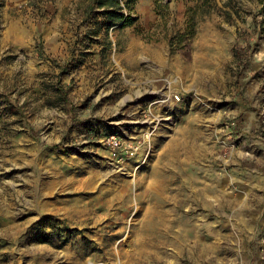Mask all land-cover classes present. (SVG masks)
Returning a JSON list of instances; mask_svg holds the SVG:
<instances>
[{"label": "rangeland", "instance_id": "rangeland-1", "mask_svg": "<svg viewBox=\"0 0 264 264\" xmlns=\"http://www.w3.org/2000/svg\"><path fill=\"white\" fill-rule=\"evenodd\" d=\"M101 1L0 0V264H264L259 0Z\"/></svg>", "mask_w": 264, "mask_h": 264}, {"label": "trees", "instance_id": "trees-1", "mask_svg": "<svg viewBox=\"0 0 264 264\" xmlns=\"http://www.w3.org/2000/svg\"><path fill=\"white\" fill-rule=\"evenodd\" d=\"M135 0H127L125 8H130L131 3ZM187 3H194L193 7H189L186 13V22L183 32H179L175 37L171 38L168 42L171 53L176 52L184 47L185 42L195 35H197V28L199 25L211 17L217 8L216 0H182ZM261 5L260 14L264 17V0H259ZM99 8H104V15L107 16L109 21L108 27L111 28L118 23L122 26H129L134 24L132 17L122 14L120 10V0H102L97 4ZM226 6V4H225ZM132 9V8H130ZM227 18L232 17L231 12H225Z\"/></svg>", "mask_w": 264, "mask_h": 264}, {"label": "built area", "instance_id": "built-area-1", "mask_svg": "<svg viewBox=\"0 0 264 264\" xmlns=\"http://www.w3.org/2000/svg\"><path fill=\"white\" fill-rule=\"evenodd\" d=\"M121 5L124 8V1H121ZM120 142L118 141V139L116 137H113L111 140V147L113 148V155L117 156L116 151L120 149Z\"/></svg>", "mask_w": 264, "mask_h": 264}, {"label": "crops", "instance_id": "crops-1", "mask_svg": "<svg viewBox=\"0 0 264 264\" xmlns=\"http://www.w3.org/2000/svg\"><path fill=\"white\" fill-rule=\"evenodd\" d=\"M175 1L184 3V1H182V0H175Z\"/></svg>", "mask_w": 264, "mask_h": 264}]
</instances>
